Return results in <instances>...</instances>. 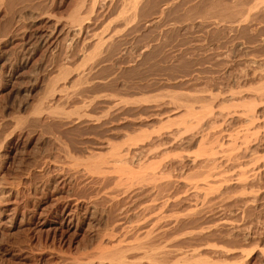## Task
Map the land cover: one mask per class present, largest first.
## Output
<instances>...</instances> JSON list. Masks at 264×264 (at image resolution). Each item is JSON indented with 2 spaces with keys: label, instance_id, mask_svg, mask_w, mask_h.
Masks as SVG:
<instances>
[{
  "label": "rangeland",
  "instance_id": "obj_1",
  "mask_svg": "<svg viewBox=\"0 0 264 264\" xmlns=\"http://www.w3.org/2000/svg\"><path fill=\"white\" fill-rule=\"evenodd\" d=\"M119 246L264 264V0H0V264Z\"/></svg>",
  "mask_w": 264,
  "mask_h": 264
},
{
  "label": "bare ground",
  "instance_id": "obj_2",
  "mask_svg": "<svg viewBox=\"0 0 264 264\" xmlns=\"http://www.w3.org/2000/svg\"><path fill=\"white\" fill-rule=\"evenodd\" d=\"M48 40V39H47ZM198 99V98H197ZM180 107H181V105H179ZM178 106V108H180ZM190 106V105H189ZM192 106V105H191ZM188 107V106H187ZM187 107H185V108H187ZM181 108H184V106H182ZM191 107H189L188 108V111L186 112L187 114H190V113H194V112H192L193 110H192V108L190 109ZM194 108V107H193ZM252 110V109H251ZM254 111V110H253ZM251 112V113H250ZM250 112H248L247 113V116H248V118H251V117H253V115H252V111H250ZM249 114V115H248ZM252 115V116H251ZM230 116V115H229ZM245 116V115H244ZM246 117V116H245ZM247 118V119H248ZM252 120H254L253 118H251ZM251 119H248L249 121L251 120ZM247 120V121H248ZM251 120V121H252ZM252 122H254V121H252ZM251 122V123H252ZM250 123V122H249ZM253 131V130H252ZM244 133V132H243ZM209 135V134H208ZM247 135V134H246ZM252 135V134H251ZM229 136V135H228ZM227 136V137H228ZM230 136H232V137H230L231 139L232 138H234L235 137V135H230ZM238 136V135H237ZM246 137V136H245ZM244 137V138H245ZM229 138V137H228ZM231 139H229L230 141H231ZM242 139H243V136H242ZM246 139V138H245ZM192 140V139H191ZM204 141V140H203ZM175 142V141H174ZM233 142H234V139H233ZM235 142H237L236 141V138H235ZM231 143V142H230ZM203 144V143H202ZM229 144V143H228ZM235 144V143H234ZM244 144V143H243ZM220 145H221V143H220ZM220 145H219V147H220ZM223 145V144H222ZM204 146V145H203ZM224 146V145H223ZM223 146H221V147H223ZM233 146H235V145H233ZM163 147H165V146H163ZM220 147V148H221ZM232 147V146H231ZM211 148H213V149H209V153H206L207 155H205V156H207L206 158V161H204V165L203 166H201V167H205V168H207L208 170L206 171V169H204V173L202 172H200V174H201V176H203V178L201 179V180H204L203 181V183H206L205 184V186H208V184H209V182H210V179H214L212 182H214L215 180H217V177L218 176H220L221 177V175H222V173H221V170H220V166L222 165L221 164V160L222 159H224V158H226L225 156L224 157H221L220 159L218 158V156L220 155L219 154V152H216L215 151V147H211ZM235 148V147H234ZM239 148V147H238ZM217 149V148H216ZM230 149V148H229ZM232 150H234V149H232ZM235 150H236V148H235ZM122 152V151H121ZM121 152H119V151H117V153H113V159L111 160V161H108V162H106V163H103V166L105 165V167H102V164H99V165H97V164H94L93 162H85V163H80L79 165L81 166V164H82V167H83V169L86 171V172H88V174H90V175H98V176H102L103 178H104V180L106 179L107 180V175H109V172H107L108 170L109 171H111V170H117V168H118V166H119V164H121L122 162H123V160H124V156L122 155L123 153H121ZM230 152V151H229ZM221 154L223 153V152H220ZM204 154V153H203ZM219 154V155H218ZM231 154H232V152H231ZM66 155V154H65ZM168 155V154H167ZM230 156V155H229ZM126 157V156H125ZM203 157V156H202ZM66 158H68V156H66ZM168 158V157H167ZM256 159V158H255ZM74 161V160H73ZM218 162H220V164L218 163ZM125 163V162H124ZM123 163V164H124ZM256 163V162H255ZM122 164V165H123ZM118 165V166H117ZM80 166H78V167H80ZM81 167V168H82ZM121 168V167H120ZM240 168V167H239ZM260 169V168H259ZM220 170V171H219ZM261 170V169H260ZM220 173H221V175H220ZM199 174V175H200ZM170 176V175H169ZM201 176H199V178H201ZM224 176V175H223ZM122 177V176H121ZM120 177V179H119V181H118V184H120L121 182H122V178ZM228 177V176H227ZM199 180V179H198ZM114 182V181H113ZM196 182V181H195ZM117 183V182H116ZM203 183H202V186H204L203 185ZM194 184V183H193ZM199 184L201 185V181H199ZM193 186V185H192ZM200 186L197 184L196 185V189L197 190H201L202 189V187L201 188H199ZM202 191V190H201ZM209 191V190H208ZM62 217V216H61ZM70 219V220H69ZM63 224L67 227V228H69V230H71L73 227H74V223H73V220L71 219V215H68V217L65 219V218H63ZM152 231V230H151ZM150 231V232H151ZM149 232V236L151 235V233ZM111 234V233H110ZM146 234H148V232L146 233ZM110 236V235H109ZM111 239V238H110ZM122 242V241H121ZM136 248H133V247H130V248H126V249H123V248H121V246H119L118 248H116L114 251H112L111 253H107L106 255H105V257L104 256H102V258H101V260H100V262H99V264H103V262L104 261H106V260H109L111 263L110 264H117V263H119V262H122L123 261V258H124V260H125V256H127V254H125V253H132V251L134 252V250H135ZM142 249V248H141ZM146 249V248H145ZM142 250V251H146V250ZM151 249V248H150ZM125 251H127V252H125ZM141 251V252H142ZM152 251V250H151ZM155 251V250H154ZM138 252H140V250L138 251ZM149 252V251H148ZM147 252V253H148ZM147 253H146V255H147ZM150 253V252H149ZM154 252H152V254H153ZM105 254V253H104ZM125 254V255H124ZM151 254V253H150ZM156 254H158L157 252H156ZM170 253H168V254H163V253H160V255L158 256V255H155V256H151L150 257V259L152 260V262H151V264H160V260H162V258L165 256V255H169ZM145 255V254H144ZM149 256V255H148ZM171 256V255H170ZM166 257V256H165ZM165 257H164V259H165ZM126 261V260H125ZM164 260H162V262H163ZM162 264V263H161Z\"/></svg>",
  "mask_w": 264,
  "mask_h": 264
}]
</instances>
